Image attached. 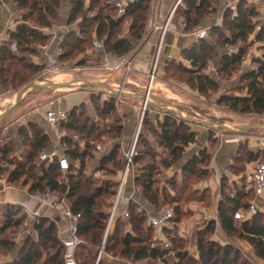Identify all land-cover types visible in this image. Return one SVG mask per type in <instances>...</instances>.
<instances>
[{
	"label": "trees",
	"instance_id": "obj_1",
	"mask_svg": "<svg viewBox=\"0 0 264 264\" xmlns=\"http://www.w3.org/2000/svg\"><path fill=\"white\" fill-rule=\"evenodd\" d=\"M182 4L177 9V14L183 16L185 31H192L195 27L199 26L204 17L210 13V6L212 1L218 0H182ZM17 6L23 9L24 20L27 22L30 18L42 26L49 27L52 21L57 17V9H59L60 0H16ZM99 0H92L91 5L85 8L84 0H71L69 11V22L73 23L81 18L78 22V30L72 31L66 35L62 42V51L58 59L62 61L72 60L75 55L82 54L87 51V44L91 43L93 39L103 41L107 53L115 56H124L132 53L136 45L143 39L146 33V26L149 19L152 0H133L126 7V11L122 15H104L94 13L92 17L86 15V10L93 9V6ZM235 13L231 18L232 30L231 36L225 37L223 42L235 44L238 40L246 41L251 34L255 32V24L253 17L258 14L255 5H247L246 0H239L235 5ZM130 16V33L128 36L122 35L121 30L125 22V18ZM21 23L15 31L10 30V40L4 43L0 49V60L9 61L12 64H17L23 69L31 70L33 72L40 71L41 66H38L31 61H27L25 52H35V49L30 47V43L39 41V44L44 45L48 39L41 31L29 23ZM34 23V24H35ZM195 31V30H194ZM193 32V31H192ZM263 30L258 31L256 38L262 39ZM207 38V37H206ZM206 38L197 39L201 43H194L187 48L183 55L185 58L192 62V68H186L187 71L194 74L189 80V83L195 87L200 93L206 94L208 92H216L219 89V81L217 77H212L206 73L205 69L208 65L205 61H201V53L204 55V46L211 45L210 41ZM11 41L16 42V51L11 49ZM245 50L241 47L237 53L228 56L225 55L222 59L223 63L229 67L233 64L241 62ZM80 59L78 64H83ZM181 66V65H180ZM196 68L195 70H193ZM1 72L5 71L4 68L0 69ZM205 72V73H203ZM19 77V73H14L13 80ZM244 78L248 79L246 84L247 93L242 94H221L219 97L220 102H225L233 110H238L244 113L264 114V59L259 62L257 69H253L245 73ZM20 77V86L30 83ZM95 95H92L94 98ZM85 103L73 107L67 112L68 119L63 122L62 126L68 131L74 130L78 133H84L88 130V123L81 121L84 110L81 109ZM154 107L148 105L143 115V125L149 123L148 129L157 137L158 144L163 147L168 156L160 159L159 164L164 168H170L175 165L185 153V148L190 144L197 141L198 133L194 131L191 124L181 120L177 117V113L169 110L166 112L162 119H157L155 125L152 124V118L149 115V108ZM106 108V109H104ZM103 109L108 113L116 111L115 97L103 101ZM146 118L148 121L146 122ZM83 122V123H82ZM124 125L120 124L115 129L114 135L119 137L124 131ZM23 131V130H22ZM22 131H20L22 133ZM215 130L209 131V139L212 141V135ZM42 131L34 129L35 140L31 143L34 150L27 153L26 159L17 163L20 171L27 170L28 167L36 164L35 158L37 151L43 147L49 146V137L41 134ZM25 135H28L25 133ZM215 136L213 140L215 141ZM146 143V142H145ZM144 143V144H145ZM64 144L67 149V154L71 159V167L67 174L68 183H60L59 179L62 176V171L56 162L47 164L41 162V175L37 180L30 185L32 193L46 191L50 189L58 193H66L67 198L72 204V209L75 213L81 214V236L83 240H88L90 243H96L98 247L102 245L105 230L109 218V210L97 208V198L104 193L115 195L116 187L114 184H109L106 187L92 186L90 178L82 175L81 166L79 169L73 167V159L82 162L85 157L84 151H79L76 147L71 148L72 140L70 137L64 139ZM139 137L135 146V155L133 159L134 167L139 161ZM119 144H116L109 155L103 158V161H113L116 164L118 161L115 159L116 150ZM13 147L11 145H3L0 148V153L6 157ZM250 157L256 159L258 156L248 151ZM211 153L207 149L200 150L198 154L190 158L184 165L182 172L190 175L195 172L196 166L199 165L198 170L202 169L204 178L210 175V159ZM8 162H12L8 159ZM125 166V159L119 172ZM155 167L144 169L142 175H136V168L134 171V185L136 191L142 192L148 202L155 205L159 201L160 191L158 187H154V172ZM0 167V175H1ZM8 180L12 183L19 180V176L14 172H10ZM226 178L224 175L221 179V187ZM173 183V181H171ZM175 182V181H174ZM24 184H27L25 182ZM115 188V189H114ZM115 190V191H114ZM254 190V189H253ZM167 195V194H166ZM243 197L241 193L237 195H227L220 202L218 207V215L223 228L229 234H237L240 238L248 241L254 248L257 256L264 260V217L260 214H253L252 216L243 220L241 225H237L234 219V212L244 207ZM165 201V198L162 199ZM111 205L108 204V208ZM130 216L127 220L119 219L115 228L109 233L105 242V251L112 252L113 255L125 259L132 260V262H144L146 259H167V255L175 250L176 260L170 264H253L245 258L239 248L233 243L221 244L211 237H206L207 233L214 232L215 222L212 221L207 227L206 231L198 234L197 249L199 256L195 257L184 250L182 247H160L153 245L152 232L155 228L148 224V215L145 210H140L139 205L130 201L127 205ZM137 208V210H134ZM160 210V209H159ZM20 209L15 205H6L4 211L0 213V234L4 233L11 227L21 224V222L28 217L27 213L19 214ZM119 224L130 225V228L124 234L119 233ZM34 229L38 232L39 238L48 240L47 245L52 249L47 259H43V254L40 248L36 245L34 239H27L19 249V253L15 257L12 264H64V247L58 235V226L56 221L50 220L48 216H38L34 219ZM168 231L167 227L164 232ZM155 240H157L155 238ZM8 243L7 238L0 237V247ZM83 246V245H82ZM81 246V247H82ZM98 247L96 251H98ZM9 248L7 252H10ZM80 255V256H79ZM78 255L79 264H94L97 252L92 256L91 253H84L80 251ZM98 264L104 263L101 258ZM110 264V263H109Z\"/></svg>",
	"mask_w": 264,
	"mask_h": 264
},
{
	"label": "rangeland",
	"instance_id": "obj_2",
	"mask_svg": "<svg viewBox=\"0 0 264 264\" xmlns=\"http://www.w3.org/2000/svg\"><path fill=\"white\" fill-rule=\"evenodd\" d=\"M84 1L85 8H88L92 3V0ZM116 1L118 0H99V2L95 4L96 6H93V9L86 10V15L92 17L94 13H97L102 16H118L119 11ZM60 2L62 4V0H60ZM238 2L239 0L236 3ZM246 4L249 6L255 5L258 10V14L253 17L255 32L251 34L246 41L238 40L235 44L223 42L225 37L231 36V18L235 13V10H233L236 5L235 0L212 1L210 13L204 17L199 26L192 29V31H194L203 28L204 20L211 19L208 22L209 24L205 26L209 28V34L206 40L210 41L211 45H207L205 42L206 45L204 46V52L206 55L201 53L200 59L206 63L213 62L219 69V76L217 77L219 81V89L216 92L203 94L189 83L188 79L194 76L193 73L186 70V68H192V62L189 59L168 58L164 62L160 74L157 72V79L159 78L158 80H160L161 84L157 89L153 90L154 93L151 96L164 103L175 104L176 108H170V110L176 113H179V110H181L188 117L197 116L206 118L210 121H219L235 128H242L245 124L263 120L264 114L259 115L233 110L228 104L220 102L219 100L221 94L225 93L245 95L247 93L245 86L248 83V79L244 78L245 73L257 69L259 62L264 59V8L249 0H246ZM79 21H81V18H78L77 21L73 22L74 25L77 24L76 31H79ZM28 23L34 24L35 22L33 21V18H30ZM130 23L131 17L128 16L125 18V22L122 26V35H129ZM148 25L149 21L147 22L145 35L136 45L135 49L145 41L148 33ZM261 30H263L262 39L258 40L256 34ZM192 31L188 32L191 33ZM93 42L94 39L91 43L87 44L86 52L75 55L72 60H69L73 66L78 65L80 68L83 67L81 68L82 70H78V73H84V76L86 77L100 74V62L97 58V51L93 49ZM39 43V41L30 43V47L35 49L34 53H37L36 44ZM196 43L199 44L201 42L196 41ZM241 47L245 50L241 62L227 67L222 61L224 56H230L233 53H237ZM32 54L33 53L30 51L25 52L27 61L32 62ZM80 59L84 61L83 64H77ZM1 68H4L5 71H0V109L6 105L8 96L12 94L14 90H19L18 87L21 84V76L27 80H31L30 82L43 80L40 79L42 69L33 72L31 70L23 69L16 63L12 64L9 61L0 60V69ZM195 69L196 68L193 70ZM16 72L19 73V77L13 80L14 73ZM72 75L70 68H68L62 81L65 82L69 80ZM105 82L106 81H102V83ZM84 85L88 86L87 84ZM106 85L113 87V85L109 83ZM172 92L182 95L183 99H181V102L178 100H172V97H174ZM93 94L95 97L81 107V109L84 110L81 121H86L88 123V130L84 133H78L74 130L69 131L71 135L70 139L72 140L70 147H76V149L84 151L86 154L82 162L73 159V167L79 169L81 166L82 175L90 178L92 186L98 185L106 187L109 184L112 185L115 183L117 191L120 175L119 170L124 162V149L127 147L125 139L127 129H124L119 137L114 135L115 129L118 127L119 123L121 124L123 119L116 115V111L108 113L104 110L106 108L103 109V96L110 99L109 95L103 94L102 96L101 93L96 91H94ZM180 104H187L191 107L181 106ZM162 111L163 110H161V112ZM143 112L144 111L141 109L135 131V134L139 137L137 151L140 153L139 161L135 165V173L136 175H142L144 169L155 167L154 187H158L160 198L155 205H152L148 202L147 198L144 197L142 192H138V190L137 196L142 202L148 204L153 211H158L165 206H172L175 209L174 218L167 227L168 231L158 233L154 229L150 232L152 235V241H154L155 245L166 247V244H168L170 247H182L184 250H188L193 256L198 257V234L202 231H206L209 224L214 221L215 230L214 232L207 233L206 237H211L221 244L233 243L239 248L241 254L251 263L264 264V260L257 256L253 246L248 241L240 238L237 234H229L223 228L218 215V206L225 196L241 193L244 195L243 203H245V206L234 212L236 224L241 225L243 220L253 214H260L264 217V197H256L253 190V171L264 155V142L262 141L264 138V127L250 129L242 136H234L240 139V144L234 152V157L227 170L228 174H226V178L222 180L223 186L217 188L215 190L216 192H212L207 184L208 177L204 178L201 172L202 169L198 170L197 168L199 165L196 166L193 174L187 175L181 171L180 176H177V171L175 172L173 165L170 167L172 168L170 169V176L166 177V168L162 167L159 162L160 159L168 156V152L158 144L157 137L148 129L149 123L147 121L150 118H146L145 121L147 123L143 125ZM149 115L152 118L151 123L155 125L153 119L154 112H149ZM7 121L8 118L0 123V148L3 145H11L13 150L6 157H3L0 153L1 173L3 176L7 177L10 172H14L19 176L17 183L24 184L27 182V184L31 185L37 180L38 176L41 175V162H39L38 157L47 145L37 151V157L35 158L36 164L28 167L27 170L20 171L17 163L24 161L27 153L34 150V146L31 145V143L35 140V135L34 132H31L28 135H25V132L23 133L22 142L25 146V150L22 157H20L16 154L17 146L15 140L12 139V135L2 131V127ZM191 127L199 130L204 128L203 126L195 125H191ZM39 129L40 128H36V130ZM40 131H42L41 134L44 133L43 130L40 129ZM220 134L223 133L220 131H214L212 135V141H210L212 151L219 147L218 140ZM214 136L216 138L215 141L213 140ZM116 144H119L115 154V159L118 163L116 164L113 161L107 160L103 161V158L111 153L112 148ZM248 151L254 153L258 157L256 159L251 158L250 154L247 153ZM8 159L12 162H8ZM209 159L211 164L212 154ZM177 168L179 169L180 167ZM171 181H173V183ZM113 196L104 193L102 196L98 197L97 208L109 210L110 208H108V204H112L111 201ZM164 198L165 201L162 200ZM132 201L134 200L132 199ZM142 202L139 203L143 204ZM252 206H255V212H251ZM2 210L3 208L0 209V213ZM134 210H137V208H134ZM51 215L52 216H48V218L56 221V216L54 214ZM118 227L119 233L122 235L130 228V225L119 224ZM157 236L159 238L155 240ZM0 237L2 239L7 238L8 241V243H5V246L3 245V247H0V250L3 253H7L9 248L12 247L15 252H19L21 246L29 238L35 240L37 243L36 245L42 251L44 260L47 259L49 253L52 252V249L47 247L50 242H48V240H43V238H39L38 232L34 229V222L28 217L24 219L20 225L11 227L4 233H1ZM86 238L88 240H84L85 244H83L79 252L83 251L84 253H91L92 256L97 252L94 260V264H96L101 246L98 247L96 243H90L89 237ZM97 247L98 251H96ZM104 253L102 259L104 260V263L106 262L108 264H124L125 262H130L132 264H170L176 260L175 250L167 255L166 260L161 258L157 260L146 259L144 262L139 263L132 262V260L119 257L118 255L115 256L112 252L105 251Z\"/></svg>",
	"mask_w": 264,
	"mask_h": 264
},
{
	"label": "crops",
	"instance_id": "obj_3",
	"mask_svg": "<svg viewBox=\"0 0 264 264\" xmlns=\"http://www.w3.org/2000/svg\"><path fill=\"white\" fill-rule=\"evenodd\" d=\"M176 1L177 0H152L151 12L148 19V33L145 41L134 51H132V53L124 55L127 61L118 68L108 69L103 64L106 58H116L121 56H115L112 54L105 55L103 52L97 51V58L100 62V74L92 76V78L84 76V73H78V70H82L81 68L83 67L80 68L78 65L73 66L70 61L61 62L58 59L62 51L61 46L64 38L68 33L77 30V24L74 25L73 23L69 22L71 0H62V4L60 5L59 9H57V17L52 21L51 26L42 27L36 23H29L41 31L44 35L48 36V39L44 45L36 44L37 53L32 54V62L38 66H41L42 69V75L40 79H43L44 81L64 82L62 80L65 77L67 69L70 68V71L73 75L70 76L69 80L67 81L77 79H89L95 82L106 81L105 84H112L114 88L132 92L146 93L147 87L149 85L150 68L156 53L157 43L160 38V32L159 30L155 29V26L161 25L165 22ZM25 13L26 12L23 9L18 8L16 0H0V49L4 43L10 40L9 31H15L19 24L26 22L24 20ZM177 19L178 17L173 20V27L167 33L165 38V44L163 46L158 63L157 72L159 74L162 66H164V62L168 58L187 59L183 55L184 51L197 41L193 35V32L189 33L188 31H185L184 26L180 24ZM210 20L211 19L204 20L205 22L203 28H207L205 26L209 24L208 22ZM26 23H28V21ZM10 45L12 50H16L17 46L15 41H11ZM48 56H52L57 59V62L60 66L58 72L52 73L48 71ZM158 79H156L152 84L153 88L151 90V95L154 93L153 90L157 89L161 84L160 80ZM15 91L16 90H14L12 94L7 97L8 101L6 105L0 109V113L13 102V97L17 92ZM172 94L174 96L172 97V100L174 101L178 100L181 102V99H183L182 95L180 94L175 92H172ZM92 95V91L70 88L65 89V91L62 89L30 90L24 95L22 101L19 103L16 109L4 118H8V121L2 127V131L12 135V139L15 140L17 146L16 154L20 157H22L25 150V146L22 142L24 135L23 133L25 132L29 134L34 132V129L36 128L43 130V134L49 137V146L46 147L44 151L49 150L53 145L56 144V139L52 133L50 124L45 120V112L48 109H63L68 112L75 106L91 101ZM101 95L103 96V94ZM103 100H107V98L103 96ZM115 103L116 115L123 119L121 124L124 125L125 129H127L125 136L127 147L124 149L125 152L132 146L137 121L140 117V111L142 109L143 103L141 100L126 97H115ZM180 105L189 108L191 107L187 104ZM161 110L163 109L157 107L149 108V112H154L153 119L155 123L158 118L162 119L166 113L165 110L162 112ZM192 129L198 133L197 141L190 143L185 148L184 156L174 165L175 172L177 171V176H180V172L182 171L185 163L194 155L198 154L200 150L207 149L212 154V162L208 166L210 169V176L208 177L207 184L211 188L212 192H216L215 190L221 186L222 177L228 174L227 170L229 169V165L231 164L234 157V152L240 144V139L234 136L239 135L227 133H223L227 135L220 134L218 140L219 147L212 151V146L209 139L210 130L206 127L200 130L196 128ZM20 131H22V133ZM39 162L41 161L39 160ZM177 167L180 168L178 169ZM170 169L172 168L165 169V173L167 174L166 177L170 176ZM131 193L134 194L133 200L134 202L138 203L140 210H145L147 215L156 213V211L151 210V207L148 204L142 202V200L137 196V191L133 180H130L127 185L126 196H130ZM139 202H142L143 204ZM6 205L17 206L21 210L19 214L27 213L30 220V214L35 211H40L42 216H52L51 214H54L56 216L58 232L66 226L65 222L59 220L58 214L55 210L46 209L45 207L41 206V204L35 198L32 197L30 184L17 182L12 183L8 180V177H5L1 174L0 209L3 208L1 213L4 211ZM126 205L128 204H125L124 207ZM18 253V251L15 252L13 249L7 253H3L0 250V264H12Z\"/></svg>",
	"mask_w": 264,
	"mask_h": 264
},
{
	"label": "built area",
	"instance_id": "obj_4",
	"mask_svg": "<svg viewBox=\"0 0 264 264\" xmlns=\"http://www.w3.org/2000/svg\"><path fill=\"white\" fill-rule=\"evenodd\" d=\"M133 0H118L116 1V5L118 8V15H122L126 11V7ZM238 0H235V4ZM257 5H261L264 8V0H249ZM182 0H177L171 11L169 12L165 22L161 25H156L155 29L159 30L160 38L157 43L156 53L154 56V60L152 62L150 73H149V85L147 87L146 94L151 96V90L153 88L152 84L157 79V69L159 58L163 50V46L165 44V38L167 33L173 27V20L177 17V21L185 26L184 18L181 15L177 14V9L179 5L182 4ZM209 28H201L193 31V35L196 39L206 38L209 34ZM93 49L96 51H101L105 55L109 54L106 52L103 41L99 39H94ZM48 71L49 72H57L60 69V66L57 62V59L48 56ZM127 61L125 56L116 57V58H106L104 61V66L108 69L118 68L120 65L124 64ZM206 73L212 77L219 76V69L213 63H208L206 69ZM147 109V105L143 103L142 110L145 112ZM143 112V114H144ZM68 114L67 111L63 109H48L45 112V120L50 124L52 128V133L56 139V144L53 145L49 150L43 151L39 155V160L41 162H47V164L56 162L61 171L62 176L59 179L60 183H68V172L71 167V159L67 154V149L64 144V139L70 137L69 131L62 126L63 122L67 121ZM138 135L135 134L133 138V143L130 149L124 152L125 166L121 170L119 175V184L117 187V191L112 198V204L109 209V218L105 230L104 239L102 245L100 247L96 264L102 258V255L105 252V242L109 233L113 231L115 225L119 219L127 220L130 216V212L125 204L134 198V194L131 193L130 196H126V188L130 180L134 178L135 167L133 164V159L135 155V146L137 142ZM264 142V138L262 139ZM253 189L254 194L258 198L264 197V155L261 160L257 163L254 171H253ZM32 197L35 198L41 206L46 209L55 210L58 214L59 220L65 222V228L61 229L58 232V235L61 239V242L64 247V264H79L78 254L81 246L85 244L84 240L81 236V214L75 213L72 209V204L67 198L66 193H58L57 191H52L47 189L46 191L34 192L32 193ZM124 207V208H123ZM255 206H252L251 212H255ZM175 214V209L172 206H165L160 210L156 211L155 214L148 215V224L153 226L155 230L159 232H163L164 228L168 227L170 222L173 220ZM40 211H35L30 214L31 221L34 222L38 216H41ZM159 237L157 236L156 239ZM155 245V243L153 244ZM170 245L166 244V247ZM172 253V252H171ZM124 264H132L130 262H125Z\"/></svg>",
	"mask_w": 264,
	"mask_h": 264
},
{
	"label": "water",
	"instance_id": "obj_5",
	"mask_svg": "<svg viewBox=\"0 0 264 264\" xmlns=\"http://www.w3.org/2000/svg\"><path fill=\"white\" fill-rule=\"evenodd\" d=\"M84 84H87L88 86H85ZM62 88L81 89L92 92L96 91L98 93L106 94L111 97L113 96V97L134 98L137 100H141L142 103L147 105V107L148 105H151L163 109L166 112L169 111L170 108H176V105L164 103L156 99L155 97L148 96L146 93L132 92V91L122 90L119 88L109 87L105 83L95 82L89 79H77V80H71L65 82L38 80L26 84L15 93L13 97V102L0 113V123L4 120V118L7 115L12 113L16 109V107L19 105L24 95L28 91L33 89L61 90ZM177 117L181 120L188 122L191 125L203 126L208 128L209 130H215V131H220L222 133L234 134L239 136L245 135L250 129L264 127V119L257 122L245 124L242 128H235L219 121H210L206 118H201L197 116L188 117L181 110H179Z\"/></svg>",
	"mask_w": 264,
	"mask_h": 264
},
{
	"label": "bare ground",
	"instance_id": "obj_6",
	"mask_svg": "<svg viewBox=\"0 0 264 264\" xmlns=\"http://www.w3.org/2000/svg\"><path fill=\"white\" fill-rule=\"evenodd\" d=\"M65 89H67V88H62V90H65Z\"/></svg>",
	"mask_w": 264,
	"mask_h": 264
}]
</instances>
